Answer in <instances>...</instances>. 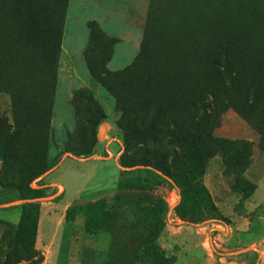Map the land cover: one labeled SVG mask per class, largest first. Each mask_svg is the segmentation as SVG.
<instances>
[{"label":"rangeland","instance_id":"rangeland-1","mask_svg":"<svg viewBox=\"0 0 264 264\" xmlns=\"http://www.w3.org/2000/svg\"><path fill=\"white\" fill-rule=\"evenodd\" d=\"M10 1L0 0V264H149L144 253L146 227L137 208L156 202L158 192L115 187L119 175L117 160L123 147L120 150L112 138L121 140V114L115 109L114 98L91 77L84 53L89 32L87 22L95 20L103 36L118 40L108 68L116 70L128 65L138 52L150 0H47L55 21L62 25L53 80L39 53L20 38L9 14ZM222 2L246 8L250 15L264 11L256 7L264 4V0ZM237 38L242 44L243 62L237 76L238 87L231 86L227 75L220 71L216 74L211 66H177L183 77L192 81L188 89L192 95L198 91L194 85L198 74L214 84L205 95L209 117L203 126L206 134L222 140V144L214 147L205 140L202 151H214L215 155L206 160L209 179L203 180L229 223L207 220L201 225L203 222L180 221L171 212L178 190L166 191L163 196L170 207L156 243L166 256L173 258L171 264H235L233 255L223 253L245 248L252 242L262 253L259 257L255 251L257 264H264V39H254L252 31L239 33ZM77 89L89 90L106 115L96 126L91 156L74 155L83 138L90 134L89 127L75 117L71 104L72 92ZM24 92L51 102L50 132L42 149L32 147L33 132L21 140L12 135L13 96ZM243 147L242 163L236 170L233 155ZM63 150L71 151L65 152L57 166L42 179L53 184L46 185V196L39 199L34 251L22 256L13 244L19 218L16 205L21 200L16 199L18 192L10 184L25 178V166L40 153L49 162ZM140 152L157 158L172 171L181 170L185 156L181 144L168 143L166 139L149 142ZM236 176L240 187L256 186L242 205H239L240 193L230 188ZM39 178L30 185L37 188ZM211 180L216 190L211 188ZM62 188L65 190L62 197H51ZM117 197L128 206L105 230L92 234L84 231L80 213L72 220L65 219L66 211L72 207L102 198L112 205ZM211 227L230 230L229 236L219 232L220 246L214 243V250L207 244V229ZM240 227L247 231L240 232Z\"/></svg>","mask_w":264,"mask_h":264},{"label":"trees","instance_id":"trees-1","mask_svg":"<svg viewBox=\"0 0 264 264\" xmlns=\"http://www.w3.org/2000/svg\"><path fill=\"white\" fill-rule=\"evenodd\" d=\"M256 7L264 9V4ZM9 14L20 38L39 53L53 80L59 61L62 25L55 21L50 4L47 0H11ZM87 27L86 67L91 77L114 98L115 109L121 114L123 151L117 160L119 175L115 187L158 192L156 202L137 208L146 227L144 253L149 264H171L173 258L166 256L156 243L170 207L163 196L166 191L178 190L171 212L180 221L201 223L215 219L229 223L203 180L206 160L215 155L214 151H202L205 140L214 147L222 144V140L206 134L203 126V121L209 117L205 95L212 91L214 84L198 74L194 84L198 91L192 95L188 91L192 81L184 78L177 66H211L216 74L217 71L226 74L231 86L238 87L237 76L243 62L242 44L237 36L252 31L254 39H264V11L250 15L246 8L234 3L228 5L222 0H150L138 52L128 65L116 70L109 69L107 64L117 38L103 36L95 20H89ZM12 102L13 137L21 140L33 132L32 147L42 149L50 132V99L43 100L24 92L16 93ZM71 104L77 120L90 129L89 136L83 138V144L74 155L91 156L96 126L106 115L86 89L74 90ZM160 139L183 146L185 156L180 171H172L157 158L140 152L149 142ZM67 151L71 150L59 152L49 162L44 153H40L25 166V178L10 184L18 192L16 199L21 200L16 205L19 218L14 227L13 244L22 256L35 248L39 199L46 196L41 176L55 167ZM243 156L244 147L235 151L236 170ZM37 178L39 186L32 187L30 184ZM255 187L253 184L240 187L238 177L230 186L233 192L240 193L239 205ZM63 193L55 198L62 197ZM127 206L119 197L112 205L102 198L68 209L65 219L72 220L80 213L84 231L92 234L107 229ZM255 254L252 250L239 252L233 255V260L242 263L247 259L248 264H255Z\"/></svg>","mask_w":264,"mask_h":264},{"label":"crops","instance_id":"crops-1","mask_svg":"<svg viewBox=\"0 0 264 264\" xmlns=\"http://www.w3.org/2000/svg\"><path fill=\"white\" fill-rule=\"evenodd\" d=\"M117 142V141H116ZM120 150H122V146H120ZM108 150V149H107ZM118 155H119V153H118ZM57 166V165H56ZM55 166V167H56ZM55 167H53V168H55ZM51 170V169H50ZM49 170V171H50ZM210 170V169H209ZM209 170H208V165H207V167H206V172H205V174H204V176H203V179L205 180V181H208L207 179H209L208 178V172H209ZM49 171L48 172H46L43 176H41V177H46L45 175H47V173H49ZM45 183V182H44ZM205 183V182H204ZM210 183H211V188L213 189V190H216L215 188H216V186H215V183L211 180L210 181ZM51 184H53L51 181L50 182H47V183H45V185L44 186H46V185H51ZM63 187H64V185H63ZM208 187V186H207ZM208 189H209V191L211 192V190H210V188L208 187ZM63 191H65V190H63V188L62 189H59V191L58 192H55V193H53V195H51V197L52 196H57V195H59L61 192H63ZM64 194V193H63ZM63 196V195H62ZM55 198V197H54ZM174 206V205H173ZM209 221H220V220H215V219H213V220H209ZM207 223V221H204L203 223H201V225H204V224H206ZM244 222L243 221H241V224H243ZM247 225V224H246ZM239 229V231L240 232H246L247 231V229L246 228H243V227H240V228H238ZM219 232H221L222 234H223V236H229L230 235V230H229V228L228 227H226L225 228V230L223 231V230H221V228H219V227H211V228H209V229H207V234H208V236H207V244H208V247L211 249V250H214V243L216 244V246H220L219 245V243H217V240H220V237H219ZM249 250H252V251H257V252H259V254H258V256L259 257H261V255H262V253H260V247L258 246V245H254V242H252L251 244H249V246H247V247H245V248H241V249H238V250H236V251H232V252H226V253H223L224 255H227V254H231V255H234L236 252H243V251H249ZM232 262H234L235 264H236V261H234V260H232ZM257 262H258V258H256V263L255 264H257ZM237 264H248V260L246 259V260H244L242 263H237Z\"/></svg>","mask_w":264,"mask_h":264},{"label":"built area","instance_id":"built-area-1","mask_svg":"<svg viewBox=\"0 0 264 264\" xmlns=\"http://www.w3.org/2000/svg\"><path fill=\"white\" fill-rule=\"evenodd\" d=\"M112 139H114L115 141H117L118 142V144L120 145V146H122L123 147V145H122V142H121V140L120 139H117L116 137H113ZM121 149V148H120Z\"/></svg>","mask_w":264,"mask_h":264}]
</instances>
